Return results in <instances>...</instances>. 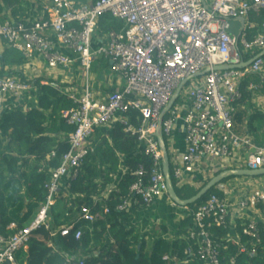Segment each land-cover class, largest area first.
Returning a JSON list of instances; mask_svg holds the SVG:
<instances>
[{
    "label": "built area",
    "instance_id": "obj_1",
    "mask_svg": "<svg viewBox=\"0 0 264 264\" xmlns=\"http://www.w3.org/2000/svg\"><path fill=\"white\" fill-rule=\"evenodd\" d=\"M263 8L264 0H49V5L43 7L45 14L36 20L7 18L1 22L0 42L20 52L25 64L39 57L50 70L76 67L82 84L64 91L75 105L61 113L72 131L67 135L68 150L61 156L60 165L50 171L46 202L28 224L10 235L0 234V264H17V252L26 251L31 233L40 226L52 237L57 233L66 236L73 230V224L54 228L48 210L76 177L83 159L94 151L96 132L109 124L122 125L135 138L137 151L150 160L148 170L140 164L131 171L134 180L128 196L116 209L126 212L134 204L148 207L167 195L162 152L155 133L162 111L185 80L161 124L175 184L202 185L219 171L264 167V142L256 143L247 132L237 133L233 124V105L240 97L243 78L248 74L264 78V55L257 56L264 49V24L251 39L247 38L249 31L258 28L249 21L250 15ZM104 15L116 20L119 28L101 32L99 22ZM240 18L244 21L236 34L232 22ZM246 56L255 57L246 68L215 69L238 65L246 61ZM96 60L109 63L111 72L122 80L119 89L100 97L89 81ZM4 70L0 74V114L19 102L23 105L35 92L32 79L22 80L18 75H8V68ZM41 83L59 86L57 81ZM132 114L137 125L131 121ZM179 121L183 129L181 152L173 140ZM50 155L54 156L55 151ZM125 172L123 167L121 174ZM258 184L245 180L238 184V210L264 206V186ZM215 188L221 194L210 193L191 213L193 227L186 235L181 264L194 260L221 264V251L226 246L213 240L210 229L226 228L234 205L224 184ZM80 219L93 221L95 216L83 208ZM15 228L14 223L6 227ZM241 235L251 240L252 246L257 245L258 221L247 219ZM74 237L79 239L81 232L76 230ZM220 241L228 243L224 238ZM239 248L245 251L243 246ZM163 260L178 264L175 255H164ZM65 261L87 264L82 257H66ZM227 264L238 263L231 256Z\"/></svg>",
    "mask_w": 264,
    "mask_h": 264
},
{
    "label": "trees",
    "instance_id": "obj_2",
    "mask_svg": "<svg viewBox=\"0 0 264 264\" xmlns=\"http://www.w3.org/2000/svg\"><path fill=\"white\" fill-rule=\"evenodd\" d=\"M27 10L26 1L0 0V23L10 17L24 20ZM6 12H9V17L3 15ZM249 21L258 26L248 32L247 38L251 39L264 24V8L250 15ZM99 27L107 31L118 29L119 24L109 15H104ZM249 58L246 56L245 60ZM25 63L20 52L5 45L0 54V74L5 73L4 68H8V75H18L24 80L15 68ZM41 80V77H37L30 81L35 86L33 97L28 100L32 106L26 108L17 105L4 109L0 114V234L5 236L28 224L46 202L45 185L50 181V171L60 165L61 156L68 150L67 135L72 131V126L65 123L61 113L75 105L65 95L64 85L58 83V88H54L50 84H42ZM250 84L254 89L249 87ZM253 90L264 94V78L248 74L239 85L240 97L233 105V124L237 133L246 128L253 140L261 144L264 141V112L256 110L249 114L245 107L251 100ZM131 121L138 124L133 114ZM93 146L94 151L83 159L76 177L60 191L48 210L54 228L73 224V230L66 236L57 233L52 237L43 226L35 229L26 251L17 252V264H66V257L75 258L79 254L87 264H167L163 260L167 254L184 259L186 242L183 239L170 243L162 237L166 232L163 226L158 238L155 239L156 232L148 236L149 240L155 239L148 249L147 235L144 233L141 237L136 226H128L132 216L116 209L128 196L134 180L131 171L140 164L147 170L150 166L149 158L137 151L135 138L122 125L115 123L109 136L101 132L97 134ZM52 151H55L54 156L50 155ZM121 156L125 159L126 172L119 177L116 189L109 193L107 199L95 201L121 173ZM172 181L180 199L191 198L206 183L195 188L188 184L177 186ZM213 192L221 194L213 187L187 208L194 211ZM83 208L95 216L93 221L80 219ZM105 208L108 209L107 213L104 212ZM12 223L16 224V228L7 230L6 227ZM180 225L186 234L193 227L192 216L185 217ZM76 230L81 232L79 239L74 237ZM210 232L214 241L226 246L221 251V264H227L231 256L236 258L238 264H264V238L260 244L252 246L251 240L241 235L245 248V251H241L235 244L220 241L228 234L227 228L213 227ZM106 235L112 239V245H106ZM253 249L255 253L252 254L250 251ZM199 263L198 260L192 262Z\"/></svg>",
    "mask_w": 264,
    "mask_h": 264
},
{
    "label": "crops",
    "instance_id": "obj_3",
    "mask_svg": "<svg viewBox=\"0 0 264 264\" xmlns=\"http://www.w3.org/2000/svg\"><path fill=\"white\" fill-rule=\"evenodd\" d=\"M26 1L28 4V10L24 13L26 15V19L28 20H36L40 17H42L43 14V7L49 5V0H23ZM75 2H88L92 0H73ZM6 17H9V12H6L3 14ZM45 16V15H44ZM11 18V17H10ZM242 21L239 19L238 21L232 22V32L234 29V26L238 28L236 34L239 33V27H241ZM101 32H104L100 30ZM5 48V43L0 42V54L3 52ZM264 50V49H263ZM262 51V50H261ZM260 51V52H261ZM98 69H103V73H99ZM16 71L20 72L21 75L25 79H34L37 77H41L42 80H48V81H57V83L64 85V91L65 89H68L69 87L75 86L80 88L81 82L77 80V75L81 76V72L76 67L71 68H59L50 70L45 65V63L39 58L36 57L32 61L28 62L27 64H24L21 67H16ZM78 71V72H77ZM97 71V72H96ZM90 85L92 90L94 91L96 96H102L103 94L107 92H111L114 90L119 89L122 86V80L115 74H113L109 68V63L105 62L104 60H96L91 68L90 71ZM254 89V86L252 87ZM30 99H27L22 102L18 103V105H22V107H28L32 106L29 101ZM244 107V106H243ZM246 110L248 113H252L256 110H261L264 112V94L259 93L258 90H253L251 100L248 101L246 104ZM113 124H109L106 128L103 130L99 129V131L96 132L94 135V139L96 138L98 133H103L105 135L110 134L112 130ZM247 132L246 128H243L240 133ZM248 133V132H247ZM173 140L175 143V146L179 152L183 151V129L182 124L179 121L176 124L175 131L173 133ZM264 142V141H263ZM124 157H120L121 162V171L123 170V167H126L124 165ZM120 171V172H121ZM222 171H219L220 173ZM218 173H215L212 177L217 175ZM122 176L120 173L115 181L110 184L107 187V190L101 194V197H96L95 201H98L101 199H107L109 193L116 189L117 181L119 180V177ZM211 177V178H212ZM209 178V180L211 179ZM207 180L206 182H208ZM225 181H221L222 184L230 191L231 193V200L233 202V209H231L230 215L228 217V234L224 237L225 242L235 244L237 246H243L241 242V226L244 222L247 221L249 218H255L258 221L259 226V235H260V241L258 244L262 242V238H264V206L258 205L255 209H248L240 211L237 209L236 201L238 199V191L237 186L239 183H242L245 181L255 182L259 183L258 186H264V176L261 177H255V178H249L244 179L240 177H229L224 179ZM192 187L198 188L200 187V183H192L190 184ZM63 191V189L61 190ZM193 211L186 207H181L178 205H175L170 198L167 195H163L160 198L156 199L150 206L144 207L140 206L138 204H134V206L124 213H128L132 216V221L128 224L136 226L141 234H146L145 239H148V236L156 232V237L160 236V232L162 231V227L164 226L166 229L165 234L162 236L164 239H167L170 241V243H174L176 240L183 239L186 241V235L185 232H183V229L181 228V221L191 215ZM15 224V223H14ZM16 225V224H15ZM155 239L149 240L148 249L151 248L152 243ZM53 243V241H51ZM50 243V245H53ZM106 245L107 244H113L112 239L106 235ZM257 244V245H258ZM101 250H104V248H101ZM54 251L56 249L54 248ZM93 252L96 253V250H93ZM176 256V255H175ZM76 257H82L81 254H79ZM177 257V256H176ZM178 259V258H177ZM181 259H178V264H181ZM191 261L188 264H192ZM183 264V263H182ZM202 264V263H199Z\"/></svg>",
    "mask_w": 264,
    "mask_h": 264
},
{
    "label": "water",
    "instance_id": "obj_4",
    "mask_svg": "<svg viewBox=\"0 0 264 264\" xmlns=\"http://www.w3.org/2000/svg\"><path fill=\"white\" fill-rule=\"evenodd\" d=\"M240 20L243 22L244 19L240 18ZM264 55V50H262L257 56H263ZM255 58V57H254ZM254 58H249L246 61H243L242 63L238 65H230V66H217L215 67L216 70H226V69H237V68H246L248 67L251 62L254 60ZM208 69L205 70L207 72ZM199 76V75H196ZM187 80L183 81L180 86L177 88L175 93L173 94L172 98L170 99L168 105L164 108L160 115L159 123L157 125V130L155 133L159 149L162 152V170H163V175L165 178L166 186H167V195L170 198V200L178 206L181 207H186L188 205L194 204L198 200H200L207 192L221 183L226 178L229 177H261L264 176V167H260L254 170H247V169H229L222 171L212 177L208 182H206L201 189L191 198L189 199H180L174 189L173 181L170 176V171H169V159H168V153H167V148L166 144L162 135V119L163 116L167 113V111L170 109V107L173 105L175 100L178 98L179 91L182 88V86L186 83Z\"/></svg>",
    "mask_w": 264,
    "mask_h": 264
},
{
    "label": "rangeland",
    "instance_id": "obj_5",
    "mask_svg": "<svg viewBox=\"0 0 264 264\" xmlns=\"http://www.w3.org/2000/svg\"><path fill=\"white\" fill-rule=\"evenodd\" d=\"M240 28V27H239ZM237 30H238V28L236 27V26H234V29H233V31H235V32H237ZM80 71V70H79ZM78 72V71H77ZM97 72V71H96ZM98 72L99 73H103V69L101 70V69H98ZM114 74V73H113ZM78 77H77V80L79 81V82H81L82 83V78H81V76H79V75H77ZM241 178V177H240ZM243 178H246V177H243ZM252 178V177H251Z\"/></svg>",
    "mask_w": 264,
    "mask_h": 264
}]
</instances>
